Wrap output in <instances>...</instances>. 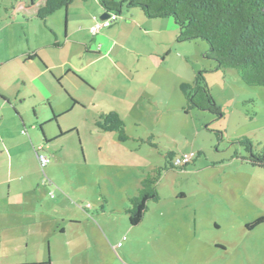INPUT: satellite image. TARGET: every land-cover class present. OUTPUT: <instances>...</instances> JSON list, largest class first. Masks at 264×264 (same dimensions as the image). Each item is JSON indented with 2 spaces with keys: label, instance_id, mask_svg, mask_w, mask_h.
<instances>
[{
  "label": "rangeland",
  "instance_id": "obj_1",
  "mask_svg": "<svg viewBox=\"0 0 264 264\" xmlns=\"http://www.w3.org/2000/svg\"><path fill=\"white\" fill-rule=\"evenodd\" d=\"M90 2L95 6V0ZM11 3L0 0V62L8 60L0 64V91L33 92L37 100L16 104L26 111L27 120L33 121L35 110L42 123L52 117L51 107L59 118L57 125L45 127L48 135L57 129L72 131L54 141L48 154L40 151L41 157L51 160L44 169L37 159L31 169L39 185L31 189L41 193L49 221L4 231L0 264H264V223L251 227L264 219V169L252 166L235 143L247 137L256 148L264 146V88L245 85L234 70H217L216 63L205 57V42H178L177 26L162 19L178 33L168 29L161 36L162 48L154 47L160 54L144 59L131 87L122 86V76L101 60L90 67L96 85L89 92L91 100L77 92L74 96L85 106L77 102L80 107H73L68 92L57 83L30 84L21 57L54 41L51 31L63 39L59 18L63 11L48 17L46 28L42 21L30 20L33 9L24 13L16 5L13 11ZM132 11L141 13L123 9L118 22ZM199 72H204L220 115L198 109L184 112L179 86L192 84ZM109 111L124 121L126 142L95 126L98 116ZM149 137L155 147L147 143ZM167 152L200 155L183 171L162 173L156 186L160 200L149 202L141 223L132 227L125 213L129 199L148 173L165 165ZM6 190L1 185L0 195L4 197ZM14 198L5 199L9 211L17 207ZM72 218L80 222L71 224Z\"/></svg>",
  "mask_w": 264,
  "mask_h": 264
},
{
  "label": "crops",
  "instance_id": "obj_2",
  "mask_svg": "<svg viewBox=\"0 0 264 264\" xmlns=\"http://www.w3.org/2000/svg\"><path fill=\"white\" fill-rule=\"evenodd\" d=\"M43 3L44 0L37 1L33 7V13ZM94 3L95 6H92L90 0H74L66 10H61L63 12L59 14V18L64 24L63 39H61V33L56 30L51 31L54 41H50L43 47H37L34 51L28 50L26 55H21L23 72H25L24 77L30 84L37 81L53 86L54 83H57L59 87L68 92L69 98H74L75 102L84 106L85 103L74 95L82 91L91 100L89 92L93 91L96 85L92 84L90 67L101 60H106L112 68L117 70L118 75L122 76V79L119 80L122 86H128L129 88L135 75L143 69L142 65L146 62L144 59H147L150 54H154L155 58L160 54L154 47L162 48L160 46L162 44L160 41L161 36L168 34L169 30H173V35L178 33V29H172L168 22L147 19L143 14L132 11L127 12L128 17L121 18L122 22H117L110 28L92 34L90 29L100 15L103 14L99 6V0H95ZM23 6V2L18 4L19 9ZM44 25L48 28L47 22ZM60 49H64L60 52L62 54H56V50ZM113 53H117L118 56H115V61L111 59ZM121 56L123 59H127L125 67H128L129 71H126L125 67L122 66L121 61L123 59L119 58ZM129 58L131 63L128 61ZM5 62H8V60L3 61V63L0 62V64H5ZM26 85L25 81H22L23 88H26ZM44 99L48 101V98ZM27 100H37V97L30 91L28 93L18 91L12 94L8 90L0 91V186H7L5 196L0 195L1 237L4 235V231L14 228L25 229L32 225L36 227L42 222L49 221V216L46 215L47 209L44 208L42 203L41 193L38 194V190L33 191L31 189L34 185H37L39 189L38 175L31 169L37 166L36 159L38 160L37 155L40 156V151L48 154L54 141L72 131H66L65 133L57 129V132L48 135L45 127L53 122L57 125L59 117L55 116V111H52L53 108L50 107L52 117L43 118L42 123L39 122L35 110L33 121L27 120L24 116L26 111L20 110L16 105L17 103L23 105ZM72 106L80 107L79 104L73 105V103ZM132 106H134L133 103L129 106V109H133ZM9 107L20 119L23 130L20 131L19 124L12 119ZM53 116H55V119H53ZM39 127H41V130ZM35 146H37L36 149ZM34 150L36 157L34 156ZM54 159L55 157H53ZM49 183L52 184L51 181ZM41 186H46V184L42 183ZM12 196L15 197L14 204L17 207L9 211L4 204L6 203L5 199L8 202ZM78 215L84 216L83 212ZM16 220H20V225L16 223ZM79 220L72 218L70 223H79ZM26 232L27 234H33V231L26 230ZM62 232H65V228H62ZM7 264L23 263L12 262Z\"/></svg>",
  "mask_w": 264,
  "mask_h": 264
},
{
  "label": "trees",
  "instance_id": "obj_3",
  "mask_svg": "<svg viewBox=\"0 0 264 264\" xmlns=\"http://www.w3.org/2000/svg\"><path fill=\"white\" fill-rule=\"evenodd\" d=\"M11 1L10 9L13 11L22 2ZM73 2L44 0L30 20L37 19L45 23L48 17L57 11L66 10ZM36 3L37 0H28L21 9L24 13L28 12ZM99 6L103 13L118 17L115 23L119 21L123 9H138L147 19H171L179 30L178 42H205L208 47L205 57L216 63L217 70H234L245 85L264 88V0H99ZM25 19L28 20L27 17ZM179 90L186 102L185 113L198 109L221 114L210 94L204 72L196 73L192 84H180ZM72 103L78 105L74 100ZM94 124L101 131L115 133L118 142L124 143L129 139L125 123L116 111L101 113ZM152 139L149 137L147 143L155 147L151 143ZM235 143L249 156L252 166L264 169V146L256 148L247 137L238 138ZM182 155L167 152L164 156L165 165L153 169L142 179L136 196L129 199L130 207L125 211L130 226L141 223L148 212L149 202L157 203L160 200L156 186L162 173L169 170L183 171L194 164L200 154H194L187 165H175V160ZM261 223H264V219L251 227Z\"/></svg>",
  "mask_w": 264,
  "mask_h": 264
},
{
  "label": "built area",
  "instance_id": "obj_4",
  "mask_svg": "<svg viewBox=\"0 0 264 264\" xmlns=\"http://www.w3.org/2000/svg\"><path fill=\"white\" fill-rule=\"evenodd\" d=\"M117 18L118 17L115 14H109L105 20H99V19L96 20L95 24L90 29L91 33L95 34L100 30L109 28L112 24H114L117 21ZM193 157H194L193 153L183 154L181 157L176 159L174 163L175 165L178 166L187 165ZM37 158L42 169L49 163V159L45 157H41L37 155Z\"/></svg>",
  "mask_w": 264,
  "mask_h": 264
},
{
  "label": "water",
  "instance_id": "obj_5",
  "mask_svg": "<svg viewBox=\"0 0 264 264\" xmlns=\"http://www.w3.org/2000/svg\"><path fill=\"white\" fill-rule=\"evenodd\" d=\"M108 17V14L103 13L100 15L99 20H105Z\"/></svg>",
  "mask_w": 264,
  "mask_h": 264
}]
</instances>
